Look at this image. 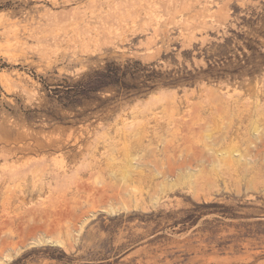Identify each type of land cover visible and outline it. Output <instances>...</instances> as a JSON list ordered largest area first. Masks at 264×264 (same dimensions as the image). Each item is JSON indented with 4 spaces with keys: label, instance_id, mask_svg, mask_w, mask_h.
Segmentation results:
<instances>
[{
    "label": "rangeland",
    "instance_id": "rangeland-1",
    "mask_svg": "<svg viewBox=\"0 0 264 264\" xmlns=\"http://www.w3.org/2000/svg\"><path fill=\"white\" fill-rule=\"evenodd\" d=\"M0 264H264V0H0Z\"/></svg>",
    "mask_w": 264,
    "mask_h": 264
},
{
    "label": "trees",
    "instance_id": "trees-1",
    "mask_svg": "<svg viewBox=\"0 0 264 264\" xmlns=\"http://www.w3.org/2000/svg\"><path fill=\"white\" fill-rule=\"evenodd\" d=\"M111 73H112V72H111ZM114 75H115V74H114ZM92 89H94V90H95V89H96V87H94V86H93V87H92ZM83 90H85V89H84V87H83V86H82V87H81V86H79V88H78V89H77L75 92H76V93H79V92H81V91H83Z\"/></svg>",
    "mask_w": 264,
    "mask_h": 264
},
{
    "label": "bare ground",
    "instance_id": "bare-ground-1",
    "mask_svg": "<svg viewBox=\"0 0 264 264\" xmlns=\"http://www.w3.org/2000/svg\"><path fill=\"white\" fill-rule=\"evenodd\" d=\"M161 93H164V91H163V92L161 91ZM159 94H160V92H159ZM159 94H158V95H159ZM163 95H164V94H163ZM163 95H162V96H163ZM165 95H166V94H165ZM163 98H164V96H163ZM165 98H167V97H165ZM165 100H166V99H165Z\"/></svg>",
    "mask_w": 264,
    "mask_h": 264
}]
</instances>
